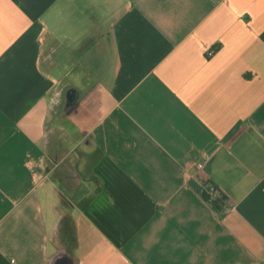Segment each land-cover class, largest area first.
<instances>
[{
  "label": "crops",
  "instance_id": "crops-1",
  "mask_svg": "<svg viewBox=\"0 0 264 264\" xmlns=\"http://www.w3.org/2000/svg\"><path fill=\"white\" fill-rule=\"evenodd\" d=\"M0 264H264V0H0Z\"/></svg>",
  "mask_w": 264,
  "mask_h": 264
},
{
  "label": "built area",
  "instance_id": "built-area-1",
  "mask_svg": "<svg viewBox=\"0 0 264 264\" xmlns=\"http://www.w3.org/2000/svg\"><path fill=\"white\" fill-rule=\"evenodd\" d=\"M216 51V48L215 47H208L207 48V53L208 55H212L214 54V52ZM203 166V163H198V167H202ZM208 195L210 197L211 200H215L219 197V194H218V188L215 186V185H210L208 187Z\"/></svg>",
  "mask_w": 264,
  "mask_h": 264
},
{
  "label": "trees",
  "instance_id": "trees-1",
  "mask_svg": "<svg viewBox=\"0 0 264 264\" xmlns=\"http://www.w3.org/2000/svg\"><path fill=\"white\" fill-rule=\"evenodd\" d=\"M206 198L211 201V203L217 208L220 209L225 204L226 196L221 192L219 197L215 200H211L208 193L204 192Z\"/></svg>",
  "mask_w": 264,
  "mask_h": 264
}]
</instances>
